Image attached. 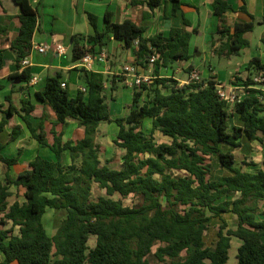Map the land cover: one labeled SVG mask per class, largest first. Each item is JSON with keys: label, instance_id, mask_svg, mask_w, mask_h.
I'll return each mask as SVG.
<instances>
[{"label": "trees", "instance_id": "obj_1", "mask_svg": "<svg viewBox=\"0 0 264 264\" xmlns=\"http://www.w3.org/2000/svg\"><path fill=\"white\" fill-rule=\"evenodd\" d=\"M14 1L21 9V27L10 41L17 71L7 80L30 83L32 72L22 66V61L31 55L39 13L30 0ZM170 1L176 14L183 3ZM145 3L154 11L163 0H138L135 5ZM212 8L220 20L212 42L214 55H239L250 46L246 35L254 31L255 18L251 15L252 21L237 23L232 29L226 24L232 6L226 0H215ZM242 10L247 12L244 6ZM88 19L94 33L72 37L75 64L93 48H105L112 39L133 49L135 65L143 70L154 55L158 69L192 58L191 38L197 30L188 31L191 24L187 20L168 35L161 32L147 37L144 25L130 19L117 23L110 10L105 14L103 30L97 15L89 12ZM8 34V26L0 25V71L5 64L3 42L9 41ZM79 70L85 92L79 89L72 96L67 83L62 87L63 75L58 72L47 77L44 88L36 93L37 100L54 112L55 121L44 114L34 127L30 116L35 105L26 98L20 108L12 96L0 103V161L5 167V178L0 180V264H152V256L162 264H264V169L247 171L253 165L244 161L238 166L234 153L243 138L264 147V91L249 88L257 86L253 76L264 71L261 60L252 58L248 77L233 81L244 86L246 95L233 108L242 125L232 129L229 106L219 95L222 84L212 79L181 84L175 77L157 75L153 84H143L140 91L134 88L125 117L112 118L105 87L108 77ZM193 70L188 68L189 75ZM116 88L114 77L111 90ZM4 89L0 81V92ZM15 114L26 123L31 137L56 158L37 156L12 178L11 167L19 163L22 151L7 157L4 149L20 137L22 127L12 128L7 143L1 136ZM147 119L152 122L151 133L144 130ZM70 120L84 131L83 138L64 140ZM102 122L118 126L114 143L124 151L119 169L103 164L100 158L96 137ZM155 132L169 141L158 142ZM67 152L69 164L64 162ZM215 156L224 172L219 179L212 177ZM94 184L105 191L96 200L92 197ZM13 186L24 189L23 201L10 204ZM116 195L121 199L116 200ZM130 197L133 204L125 205L123 199ZM51 210L65 214L53 235L45 225ZM229 213L237 219L235 229L224 219ZM212 220L221 223L215 244L209 247L205 236ZM92 236L97 238L93 248L89 246ZM234 237L241 245L232 259Z\"/></svg>", "mask_w": 264, "mask_h": 264}, {"label": "crops", "instance_id": "obj_2", "mask_svg": "<svg viewBox=\"0 0 264 264\" xmlns=\"http://www.w3.org/2000/svg\"><path fill=\"white\" fill-rule=\"evenodd\" d=\"M143 1L147 2L148 0ZM181 1L183 5L176 14H173V4L170 0H163V4L159 8H156L154 11H152L146 3L144 5H135L138 3V0H30L32 6L39 13V25L35 33L33 42L37 44L52 45L54 47L58 44H61L67 50L66 54H68L69 49L72 50V37L74 35L88 36L94 33L88 19V13L90 12L97 15V12L95 11L99 9V11L102 12L103 19L106 12L110 10L114 13V21L117 23H122L125 20L130 19L135 21L139 25H144L147 28V32L145 34L147 37L154 36L161 32L165 35H168L172 28L183 27L185 20H187L191 24V27H188L187 30L190 32L194 29L197 30L192 34L191 38V44L193 47L190 44L191 53L192 55H194V51L196 52L201 49L199 39L210 41L212 43L214 38H217V31L220 20L213 12L212 3L215 0ZM226 1L233 8L227 13L226 24L228 27L233 29L237 23L250 22L252 21V15L255 18V29L253 32L248 33L246 35V38L249 40V36L256 31H259L260 35H264V0ZM243 6L246 7L247 12H244L242 10ZM20 12V6L17 5L14 0L0 1V25H7L9 33V41L3 42L5 64L3 70L0 71V81L5 84V89L0 92V103H5L6 96H12L13 102L18 108L21 107L22 99L26 98L27 100L31 101L32 104L35 105V111L31 114L30 121L32 122L34 127H37L44 114H46V116L51 121H55L56 118L54 112L49 107H45V105L36 98V93L44 88L47 77L56 75L58 72L62 73L63 81L65 84H68L69 90L71 89V87H73V90L76 91L75 94H71L72 96H74L82 87L80 82L81 72L78 69L77 65L72 62V56L70 57V62L60 61L58 63L54 62L52 64H40L37 56L41 53L34 50L28 57L31 64L27 67H24L30 68L33 75L32 81L30 83H22L21 81H8L7 77L17 71L16 54L10 47V41L17 35L21 27V21L19 19ZM83 15L84 21L87 20L88 24L86 28L87 33L79 31V20ZM89 26L93 32H91ZM104 26L102 27V29H104ZM114 41H116L117 44H119L121 47L125 48L122 42H119L117 40ZM249 41V47H251V40ZM204 45V49H206L208 46L207 43L205 42ZM243 50H245V48L242 49L241 52ZM51 52L53 53V56L58 59L66 55H59L54 51H50L49 53ZM211 52V54H213L214 56L212 44ZM101 53L105 54V50H103ZM206 53H208V51ZM101 55L102 54H100L101 61L96 60L92 70L90 71L102 73L105 76H112L113 74L119 76L123 67L121 66L122 64L115 65V61L113 59H111L110 61H104L101 59ZM198 55L201 56L202 52H200ZM253 55H255L254 57L259 58L261 60V63L264 64V50L262 51L260 49V52L254 53ZM231 57H229V59H231ZM180 63L185 69L192 66L194 69L193 71L197 72L200 75L201 81L212 79L225 87H239L233 84V81L231 85H225V83L221 80L219 73L212 67H210L209 69L210 73L208 77L203 78V76H201L202 73L196 68L191 59L187 62ZM178 64L179 63H176L170 68H161V70L162 72H170L171 70L176 69V73H178L182 69L178 67L177 69L175 67ZM248 64L249 63H245L240 69L236 71V73L247 70ZM5 108H7V104ZM71 124H75V121L70 120L68 122V125ZM17 125L22 127V133L20 137L16 141L6 144V147L4 149V153L7 157H16L19 155L20 151H22L19 163L11 167L10 175L12 176V178H17V176L21 172H23L28 167L29 163L35 160L37 156H42L43 158L48 160H55L56 158L55 154L49 148L42 146L36 139L31 137V133L27 128L26 123L19 117L18 114H15L9 126L6 128V131L2 134L1 139L3 143L8 142L12 128ZM241 125L242 124L238 119L235 126ZM80 132L81 133L77 138L67 137V134L65 133L64 140L77 141L84 136V131L82 130ZM248 142L245 138L241 140V143H244L246 147H248V149L253 148L254 144L257 143ZM262 149L264 151V147ZM239 150L242 151L243 147L240 146ZM234 153L236 155V149H234ZM246 156L249 155L246 154ZM261 156L264 158V153ZM64 162L70 163V156L67 153H65L64 155ZM251 168H253V171H256L264 169V165L249 166L246 170L250 171ZM4 178L5 167L0 161V180H3ZM11 192L13 193V195L9 198L10 204H13L17 200L23 201L24 189H17L13 186L11 187ZM262 209H264L263 204ZM227 216L234 215L230 213L225 214V220Z\"/></svg>", "mask_w": 264, "mask_h": 264}, {"label": "rangeland", "instance_id": "obj_3", "mask_svg": "<svg viewBox=\"0 0 264 264\" xmlns=\"http://www.w3.org/2000/svg\"><path fill=\"white\" fill-rule=\"evenodd\" d=\"M96 14L99 16V27L101 30L104 26V19L102 16V12L97 9ZM86 19V18H85ZM87 20L84 21V15L81 16L79 20V31L83 33H87ZM90 28V26H89ZM91 29V28H90ZM91 32L92 29H91ZM86 36V35H83ZM264 35H260L259 31L254 32L252 35H250L251 40V47L245 48L240 55L233 56L231 59L227 57H220L217 55L211 54V42L210 41H204L203 39H199V43L201 46V49L198 51H192L194 55H192L191 61L195 64L196 68L202 73L201 76L203 78H207L210 73V67L214 68L215 71L219 73V76L221 80L225 83V85H231L232 81L237 82L238 78L245 80L246 77H248L249 72L248 70H244L242 72L236 73L238 69H240L245 63H249L250 60L255 56L254 53L260 52V49L264 50V43L262 42V37ZM205 42L207 43V48H205ZM192 46V44H191ZM190 46V47H191ZM87 49H92L91 44H86ZM193 47V46H192ZM105 50L106 58H104V61H110L113 59L115 61V65L122 64L124 65H134L135 64V54L133 52V49H127L126 47L123 48L119 44H117L114 39L110 40L108 45L103 48L102 50H99L98 47L93 48L92 54L93 56V66L95 64L96 60H100V54L101 52ZM191 50V48H190ZM208 51V53H206ZM200 52H202V55H198ZM192 54V53H191ZM72 56V50L69 49L68 54L63 56L62 58H55L53 56V53H49L47 55H41L38 54V61L40 64H52V63H58L60 61H69L70 57ZM101 61V60H100ZM114 63V62H113ZM120 66V68H121ZM176 68H182L178 73H176L175 70L164 71L157 66H150L148 65L146 69H144L142 74L149 76V77H156L161 76L164 78L168 77H176L179 79V82L181 84H184L188 80V75L190 74L188 71V68H184L181 63H179ZM177 68V69H178ZM81 69V68H78ZM157 76V77H158ZM108 77L107 80V87H106V95H107V102L110 107V114L112 118H120L125 117L129 112V107L133 102V95H134V88H137L139 91L142 89L138 86H128L126 85V78L122 75L116 76H106ZM116 77L117 80V88L112 91L111 85H112V79ZM237 77V79H235ZM131 79V77H129ZM232 78V79H231ZM155 79V78H154ZM154 81V80H153ZM242 82H239L241 84ZM153 84V82H152ZM150 87H153L151 85ZM260 89H264V85H260ZM75 90H73V87L70 89V93L73 95L75 94ZM236 94L244 98L246 95V90L244 86L238 87V89L235 91ZM144 101V99H142ZM234 106L229 108V111L231 113V120L230 125L231 129L235 126L237 123L238 118L234 114L233 110ZM151 120L147 119L144 123V130L147 133L152 132V124ZM118 126L115 123H108V122H102L99 126V131L96 137V143L100 145V158L102 160L103 164H108L111 168L119 169L121 168L122 164V158L124 151L118 147L114 140L116 139L117 133H118ZM80 131L82 129L78 126V124L75 122V124L67 125L66 127V134L67 137L77 138L80 135ZM154 137L158 142H166L169 141L167 138L162 136L159 132L154 133ZM248 142V141H247ZM246 143V142H245ZM250 143V142H248ZM243 150L240 151L239 148H236V164L238 166H242V163L245 161L252 165H264V158L261 156L263 151V146L257 142L254 144V147L251 149H248L244 143H241ZM67 154H69L67 152ZM249 155V156H246ZM69 164V163H66ZM213 179H219L222 175H224V172L221 169V166L218 161V157L215 156L213 160ZM227 171V170H225ZM250 171H253V168H251ZM92 197L94 200L98 199L99 196L105 195V191L100 189L97 184L93 185L92 189ZM114 198L121 199L119 195L114 196ZM134 202L133 198L130 197L128 199H123V203L125 205H132ZM264 205V203H263ZM65 217L64 212L61 211H54L51 210L46 216V228L49 231L50 234H55L56 230L58 229L62 219ZM1 218V215H0ZM226 221L228 222L229 226L232 228H235L237 226V219L235 216H227ZM221 221L219 220H212L210 222V229L207 232V235L205 236V241L209 247H212L215 244V241L217 239V231L220 226ZM10 227V226H9ZM18 232V230H16ZM97 238L95 236H92L89 241V246L91 248L95 247ZM241 241L237 238H233L232 240V246H233V253H232V259L235 257L236 250L240 247ZM156 248L154 249V251ZM150 262L152 264H162L160 263L154 256L150 257Z\"/></svg>", "mask_w": 264, "mask_h": 264}, {"label": "built area", "instance_id": "obj_4", "mask_svg": "<svg viewBox=\"0 0 264 264\" xmlns=\"http://www.w3.org/2000/svg\"><path fill=\"white\" fill-rule=\"evenodd\" d=\"M38 51L41 54H47L50 51H54L59 55H65L67 53V50L65 49V47L61 44L56 45L55 47L52 45H46V44H37L35 42H33V47H32V51ZM104 58H106V55L102 53L101 55V59L103 60ZM158 60V57L156 55L152 56L150 59V66H155L156 61ZM31 64L30 60L28 58H25L22 61V66L23 67H27ZM78 68H84L88 71L92 70L93 68V56L92 54H87L80 62H78L77 64ZM143 69L141 68V66L139 65H124L121 69V73L120 75L124 76L126 78V85L128 86H138L141 87L143 86V84H151L154 80V78L156 77H149L146 76L144 74H142ZM131 77V79L129 78ZM198 81L200 80V75L193 71L191 73V75H189L188 80L185 83H189L190 81ZM253 81L254 83H256L257 86H252L249 88H257L260 89V85H264V71H259L256 73V75L253 76ZM62 87H66V84L63 83ZM105 87H107V85H105ZM238 88L236 87H225L223 85L219 86V95L220 97L227 102L229 108H231L232 106H234V104L236 102L241 101L243 98L239 97L236 94V90ZM80 90L82 91H86L85 88L81 87ZM262 91H264V89H262Z\"/></svg>", "mask_w": 264, "mask_h": 264}]
</instances>
